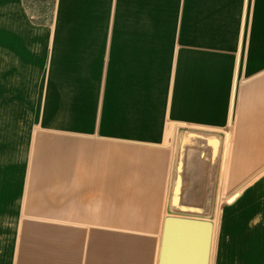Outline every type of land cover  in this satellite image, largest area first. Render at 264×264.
Returning <instances> with one entry per match:
<instances>
[{"label":"rangeland","instance_id":"obj_1","mask_svg":"<svg viewBox=\"0 0 264 264\" xmlns=\"http://www.w3.org/2000/svg\"><path fill=\"white\" fill-rule=\"evenodd\" d=\"M64 1L0 0V264H158L168 187L155 183L149 158L130 155L128 167L110 169L128 178L121 185L128 192L101 189L96 182L116 181L102 165L117 164L122 146L118 138L83 134L93 124L92 73L50 74L59 23L70 12ZM134 72L110 75L103 120L116 134L134 131L133 116L147 112L142 100L157 96L156 86L115 76L126 73L132 82ZM122 96L130 101L125 114ZM77 100L84 101L80 112ZM68 127L74 131L53 130ZM161 138L166 164L172 132ZM224 140L215 210L185 217L213 222L210 264H264V136L226 132ZM185 151L193 153L187 142ZM171 185L178 193L179 183Z\"/></svg>","mask_w":264,"mask_h":264},{"label":"crops","instance_id":"obj_2","mask_svg":"<svg viewBox=\"0 0 264 264\" xmlns=\"http://www.w3.org/2000/svg\"><path fill=\"white\" fill-rule=\"evenodd\" d=\"M63 6L71 13L66 10L59 23L50 74L92 73L93 124L83 134L118 138L122 146L117 164L102 165L116 181L96 183L128 192L121 186L128 178L110 169L128 167L130 155L149 158L155 183L168 187L166 215L212 214L226 132L264 136V0H65ZM148 68L150 75L142 72ZM127 70L137 71L136 80L114 73L118 81L156 86L152 92L157 96L142 100L147 112L133 116L134 131L116 134L103 120L105 100L111 73ZM50 80V87L56 86ZM129 102L119 98L124 114ZM83 103L77 100L75 111H82ZM152 107L157 111L150 112ZM50 108L48 121L54 118L51 97ZM168 130L173 153L163 164L167 151L158 148L165 146L161 136ZM185 142L193 151L189 156ZM172 179L179 183L178 193L170 186Z\"/></svg>","mask_w":264,"mask_h":264},{"label":"water","instance_id":"obj_3","mask_svg":"<svg viewBox=\"0 0 264 264\" xmlns=\"http://www.w3.org/2000/svg\"><path fill=\"white\" fill-rule=\"evenodd\" d=\"M213 232L208 219L167 215L158 264H210Z\"/></svg>","mask_w":264,"mask_h":264},{"label":"bare ground","instance_id":"obj_4","mask_svg":"<svg viewBox=\"0 0 264 264\" xmlns=\"http://www.w3.org/2000/svg\"><path fill=\"white\" fill-rule=\"evenodd\" d=\"M61 90H62V89H61ZM54 95H55V94H54ZM60 97H63V96H62V93H61V96H60ZM62 99H63V98H62ZM61 101H63V100H61ZM56 104H57V103H56ZM82 106H84V103L82 104ZM88 107H89V106H88ZM86 108H87V106H86ZM61 109H62V108H61ZM82 109H83V108H82ZM58 110H59V111H58ZM58 110H57V112H61L60 109H58ZM62 110H63V109H62ZM65 110H66V109H65ZM86 110H88V109H86ZM66 112H67V111H66ZM84 112H86V111H84ZM55 113H56V112H55ZM55 113H54V114H55ZM63 113H65V111H63ZM67 113H68V112H67ZM85 114H86V113H85ZM63 118H64V117H63ZM61 119H62V117H61ZM58 121H59V120H58ZM60 122H61V120H60ZM60 122H59V123H60ZM54 123H56V122L54 121ZM59 123H58V124H59ZM62 123H63V122H62ZM66 124H67V123H66ZM60 125H61V124H60ZM58 126H59V125H58ZM60 127H61V126H60ZM228 141H229V140H228ZM225 143H226V142H225ZM217 199H218V198H217Z\"/></svg>","mask_w":264,"mask_h":264}]
</instances>
